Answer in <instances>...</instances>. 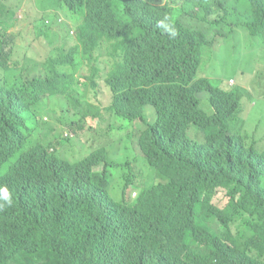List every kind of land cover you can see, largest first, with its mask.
<instances>
[{
  "label": "trees",
  "instance_id": "trees-1",
  "mask_svg": "<svg viewBox=\"0 0 264 264\" xmlns=\"http://www.w3.org/2000/svg\"><path fill=\"white\" fill-rule=\"evenodd\" d=\"M55 1L77 16L74 31L44 20L46 44L32 57L15 58L0 21V189L11 201L0 191V264H264V150L244 144L241 91L196 77L217 27L235 24L228 1ZM248 1L244 27L264 39V0ZM113 39L119 59L102 77L96 61ZM55 108L67 116L60 129L43 119ZM101 114L138 129L105 133L71 162L101 136L86 126ZM124 138L154 173L111 168L123 176L115 200L108 148Z\"/></svg>",
  "mask_w": 264,
  "mask_h": 264
},
{
  "label": "rangeland",
  "instance_id": "rangeland-1",
  "mask_svg": "<svg viewBox=\"0 0 264 264\" xmlns=\"http://www.w3.org/2000/svg\"><path fill=\"white\" fill-rule=\"evenodd\" d=\"M244 0H231L230 6L235 8L236 14L233 17L238 19L242 18V3ZM58 3L55 0H0V21L3 26L11 18H16L21 22V35L18 43H14V56L19 59L22 57H32L35 51L40 47L44 38L39 33L38 28L43 25L45 19L56 20L60 18L64 24L69 26V34L72 35L74 31V25L77 23L78 18L76 15L70 17L69 10L59 9ZM231 17L228 16L225 22L221 23L217 29L218 34L215 37L214 43L205 47L201 53L200 65L196 74V77H206L210 80L211 84L215 87H219L224 90L241 91L242 96L240 99L241 107H246L244 112L245 131L252 135V137L244 144L246 146H253V148L260 151L264 150V39L259 36H253L249 30L242 25L232 24L229 22ZM197 25V24H196ZM203 30V29H202ZM206 32L209 35L215 34L214 28H207ZM108 39V38H104ZM72 39L68 38L65 44L57 45L58 47L68 48ZM116 39L107 40L102 45L100 56L96 63L102 68L101 76L103 77L107 71H109L115 60V53L119 50H114L111 44L116 43ZM253 56L257 59L256 68L251 64ZM25 63V62H24ZM96 68V67H94ZM255 69V70H254ZM83 71L80 66L77 68L78 73ZM246 72H251L249 76ZM106 89L110 92L108 86ZM246 91H249L252 95V99L247 101ZM201 107L207 109V92L203 91L200 94ZM57 105V101L53 102ZM144 106L143 111L146 112ZM152 112V110H151ZM70 114V113H69ZM61 118L58 121L57 118ZM66 115H64L58 108L49 112L43 117L44 120L51 121L55 126L60 129L64 126L66 121ZM107 118V119H106ZM149 120L154 119L149 115ZM86 126H91L92 129H98V133L101 136L94 138L95 142L91 143L94 134L88 135L87 144L90 146L83 154H76L68 159L73 162L76 161L90 151L102 145L108 133L110 136L117 134H128L132 129H138L136 119L130 120L116 115H108L104 117L102 114L96 118H89L86 122ZM111 158L108 157L110 162L107 170L108 178V192L115 200L121 199V187L123 184V176H117L111 168H122L123 171L128 172L129 169L142 175L143 178H149L151 180L153 169L146 163L145 158L140 154L136 146L130 144V141L124 138L122 142H114L111 147L108 148ZM112 162L118 166L114 167ZM98 166L97 169H100ZM122 172V171H121ZM120 172V173H121ZM133 172V173H134ZM113 174L112 176L109 174ZM118 173V174H120ZM220 202L224 201L223 192L217 194Z\"/></svg>",
  "mask_w": 264,
  "mask_h": 264
},
{
  "label": "clouds",
  "instance_id": "clouds-1",
  "mask_svg": "<svg viewBox=\"0 0 264 264\" xmlns=\"http://www.w3.org/2000/svg\"><path fill=\"white\" fill-rule=\"evenodd\" d=\"M227 1L229 3L230 13H231L232 16H234V14H236L235 8L230 6V1L231 0H227ZM250 11H251V6H250L249 1L248 0H244L243 3H242V15L243 16H242L241 19H238L236 17V19L234 20V18H233L235 24L236 25L245 26L244 22L250 16ZM5 25L7 27V33H8V36L10 38V43H11L12 50L14 51V43H18L19 42L20 35H21V32H20L21 22L18 19H16V18H11V19H9L6 22ZM11 28H13V29H11ZM38 31L44 38L43 42H45V40L48 37V30H47V27L45 25V21L43 22V25L38 28ZM117 40L120 42V40L118 38H117ZM61 52H63L64 54L68 53L65 49H63L62 47H59L56 50V52H55L54 58H57L61 54ZM114 55H115V60H114L113 65H112V67L110 69L111 71L114 69V66H115L116 62L119 59V56L116 53ZM0 191L3 192V199L10 203L11 201H10V198L8 196L7 189H0Z\"/></svg>",
  "mask_w": 264,
  "mask_h": 264
},
{
  "label": "crops",
  "instance_id": "crops-1",
  "mask_svg": "<svg viewBox=\"0 0 264 264\" xmlns=\"http://www.w3.org/2000/svg\"><path fill=\"white\" fill-rule=\"evenodd\" d=\"M11 29H13V28H11Z\"/></svg>",
  "mask_w": 264,
  "mask_h": 264
}]
</instances>
